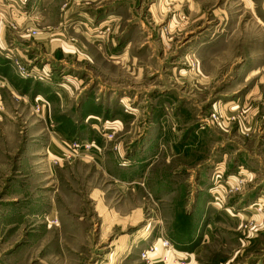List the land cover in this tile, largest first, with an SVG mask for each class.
<instances>
[{"label":"rangeland","instance_id":"1","mask_svg":"<svg viewBox=\"0 0 264 264\" xmlns=\"http://www.w3.org/2000/svg\"><path fill=\"white\" fill-rule=\"evenodd\" d=\"M75 1L24 22L28 44L58 27L73 51H30L42 62L22 63L12 91L0 85V264H165L141 257L160 237L193 264H264V0ZM81 3L61 31L60 9ZM50 62L64 86L79 78L73 103L61 105ZM101 106L125 116L91 128ZM91 149L122 171L133 153L148 158L145 179L118 184L78 159ZM234 151L254 157L256 176L232 167ZM165 174L175 183L155 191Z\"/></svg>","mask_w":264,"mask_h":264},{"label":"crops","instance_id":"2","mask_svg":"<svg viewBox=\"0 0 264 264\" xmlns=\"http://www.w3.org/2000/svg\"><path fill=\"white\" fill-rule=\"evenodd\" d=\"M3 1H4V3H3L4 8L3 9L5 10L6 13L2 14V12H0V85L2 84V86L4 88L12 91L13 89H15V86H14V81L16 79L15 76H17V79L23 80L18 75L16 61H19L20 63H23V64H28L29 66H33L34 60H37V63H39L38 60H40L42 62L41 59L37 58V54H33L34 51H35V53L43 52L46 55H51L52 57L55 58V55H57L61 51H63L64 56L66 53L72 52L73 51L72 49H74L76 47V43L71 42V40L66 39V36L63 33L62 34L61 33L57 34L58 32L55 33V31H59L58 27H56V28L51 27L49 32H53V33L48 34V37H42L41 39L36 40V45H35V42L33 44H28V36L25 35V33H24V31L26 29L24 22L29 20V19H27L28 17L30 18V16L34 15L33 11H35V10L40 11L38 14H41V13L44 14V13L48 12L49 8L51 7V5L53 4V2L55 0H38L40 10L38 7H36L34 9L35 5H33V3L35 2V0H30L29 3L26 0H3ZM45 1H47V2H45ZM73 2H77V1L67 0V3H73ZM71 7H74V5H72V4H69L68 6L66 5V7H64L63 9H60V11L58 12L60 24L64 23L66 21V19L69 17V15L74 16L73 14L76 12L79 13V14H76V16H74L77 18H78L77 15H81L82 13H84V14L86 13L87 7L84 3H81L80 7L78 6L76 8V10L70 9ZM83 11H85V12H83ZM8 13L10 15H8ZM8 17H11L12 20H16V22H17V25H16L17 30L15 33H12L10 28L7 27L8 24H6V19ZM64 25L66 26L67 24L64 23L63 27H60L61 31H64L63 30V29H65ZM76 30L80 31L79 28ZM85 40L88 41L89 39L86 38ZM30 51H33L32 52L33 56H32ZM11 54H14L15 56L12 58ZM51 64H52V62L45 64L43 67L49 68V70L53 71V77L51 76L52 81L54 82L53 87L57 88V94L61 97V100L63 101V103L61 105L62 106L65 105V103H64V101H65L64 97L65 96L66 97L68 96V98L70 99L69 101L73 103L72 99H73V96L75 94L74 88L78 84V82L74 81V80H77V79L79 80V78L74 73L73 74L75 76H71V74H70L69 81H71L72 84H70L68 86L67 85L64 86L63 82H65V84H66V81L64 79L67 77L64 75L63 76H57L58 75V69L54 68V66ZM62 72H64V70ZM71 78H73L74 80H72ZM262 81L264 82V75L262 76ZM72 85L74 86V88H72ZM103 107L101 106L100 107L101 109L97 108L100 111V113H98V114L96 113L97 109L89 110L87 112V116H86L87 120L86 121L89 122V125L91 126V128H96L98 126L97 125L98 121H96V119L103 120L100 118L101 114H104L105 119H109V120H111L109 117H112L113 115H116L117 117L119 116L121 118L125 114L123 112V109L118 108L117 112L115 111L116 113H110L109 112L110 113V116H109V114H107V110L103 109ZM83 108H85V107H83ZM104 117H102V118H104ZM115 119L117 121V124L120 126V124H121L120 119L119 118H115ZM100 122H102V121H100ZM120 144H121L120 152H122V154L123 153L125 154L126 152H124V145L126 144V147H127V143L124 142V139H123V140H121ZM58 145H59V142H58ZM60 147H61V144H60ZM127 149H128V147H127ZM63 151H65V148L62 146V149H60L59 156L62 155ZM236 153H237V151H234L233 155H232V158H233L232 159L233 162L231 164L232 167L238 168L239 166L242 165V163H245L248 166L247 167L248 170H250L251 176L252 175L256 176V173L258 172L259 167H253L252 165L248 164V162H250V160L254 159V157L251 156L250 154L244 152L243 155L238 156L239 162H237V161H234V156L236 155ZM81 155H82V157H79L78 158L79 160L90 161L93 159L95 161V163L101 169L106 170L105 172L108 173L109 175L111 174L110 176H112L118 184L128 182V184L135 183L133 185H136L138 180L145 179L144 174H141L142 173V165H143L145 159H148V158L144 159L143 156L141 158H139L138 154H136V153H133L131 155L133 163H132V169L129 171H122L120 169V165L118 164V161H115L114 157H112L110 154L107 155L105 152L103 153V155L102 154L100 155V153L96 149H91L90 151H86ZM59 156H58V158H59ZM114 156L119 157V154L117 152H115ZM60 157H62V156H60ZM82 158H84V159H82ZM149 158H151V157H149ZM61 159L65 160L64 156ZM111 162L113 163L114 168H113V170H111V172L110 171L108 172L107 171V169H108L107 165L110 164ZM140 166H141V168L139 169ZM236 168H234V169H236ZM162 177H164V178L159 179V180H162V186H160L161 182L156 184V180L153 181L155 184V187L157 186L156 188H154L155 191L156 190H166L165 186H169V185L175 183L172 175L165 174ZM167 263H165V264H167ZM168 264H173V262L170 261V263H168Z\"/></svg>","mask_w":264,"mask_h":264},{"label":"built area","instance_id":"3","mask_svg":"<svg viewBox=\"0 0 264 264\" xmlns=\"http://www.w3.org/2000/svg\"><path fill=\"white\" fill-rule=\"evenodd\" d=\"M16 65L18 67V72L22 77L27 78L29 75L28 69L20 63L19 61H16ZM36 106L35 110H40L41 108H45L46 106L49 105V102L47 100H44L40 102L38 99L36 101ZM108 130V134H106L109 138L115 134L118 129L119 125L117 124V121H109L106 124L105 127ZM105 135V136H106ZM86 147H90V145H86ZM165 250L164 252H162ZM177 252L176 248L173 247V245L170 243V241L166 238H159L155 243L149 244L147 248H144L141 251V257L150 261L153 260H159V261H164L165 263L172 261L173 264H193L188 260V257L184 255H175L174 253ZM157 257V258H155Z\"/></svg>","mask_w":264,"mask_h":264}]
</instances>
